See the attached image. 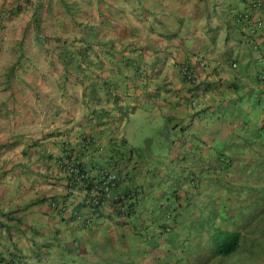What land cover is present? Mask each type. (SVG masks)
Returning <instances> with one entry per match:
<instances>
[{"label": "crops", "instance_id": "obj_1", "mask_svg": "<svg viewBox=\"0 0 264 264\" xmlns=\"http://www.w3.org/2000/svg\"><path fill=\"white\" fill-rule=\"evenodd\" d=\"M242 12L261 17L251 0H0V260L184 264L185 220L216 223L264 160V35L244 42ZM69 153L118 173L130 215L68 187Z\"/></svg>", "mask_w": 264, "mask_h": 264}, {"label": "rangeland", "instance_id": "obj_2", "mask_svg": "<svg viewBox=\"0 0 264 264\" xmlns=\"http://www.w3.org/2000/svg\"><path fill=\"white\" fill-rule=\"evenodd\" d=\"M158 133L152 131L137 129L132 135L137 139L142 141L138 143H144L146 136L148 138H154V142L157 141V137L161 135V132L166 129L165 125H161L156 128ZM151 142L148 143V145ZM157 146L162 147L158 143H153ZM157 157H163V155L157 154ZM252 162L248 169L244 171L245 175H251L255 177V180H251L254 186L249 185L251 182L248 181L247 184H243L239 187V191L243 194L247 193L248 198H243L237 201V205L232 210V221L230 225L236 223V230H240L241 243L237 251L231 253L228 256H219L217 254H212L216 250L217 245L222 244L223 239L232 234H225L219 232L218 223H213L212 225L208 222L202 221H192L185 220L187 227H185L182 232L190 235V233L195 236L198 235V242L204 241L207 235L201 231L200 228H205L211 225L210 230L207 232L208 237L205 239L204 244H197L195 240V245L190 250L186 251L184 255V264H264V160H255ZM240 196L232 198L235 201L239 199ZM221 208V207H220ZM236 209V210H235ZM235 210V211H234ZM198 230L200 232L198 233ZM204 231V230H203ZM210 241L207 244L208 240ZM204 245V247H203Z\"/></svg>", "mask_w": 264, "mask_h": 264}, {"label": "trees", "instance_id": "obj_3", "mask_svg": "<svg viewBox=\"0 0 264 264\" xmlns=\"http://www.w3.org/2000/svg\"><path fill=\"white\" fill-rule=\"evenodd\" d=\"M263 69H264V65H261L260 72L257 73V75H256V81L259 83H264V78L261 79L259 77L261 74L264 73ZM85 146L87 149L91 148V146H92L91 141L85 142ZM90 150L91 149H89V151ZM69 157H71L70 153L65 154L64 160H63L64 162L61 163L62 170L66 171L65 175H66L67 180H68V187L70 189L78 187L80 190L85 191L86 203H88L90 205H95V208L101 207V205L106 203L108 200V198L105 197L106 192L103 189L105 188V186H108V187L110 186L109 184L102 185L103 184V174L106 172V170L103 173H100V169H98L97 173L96 174L94 173V175L91 176V174L84 172L85 170L79 162L72 161V160L68 159ZM118 177L119 176H116L115 180L113 181L114 182L113 187H115V188H117L118 184H119V179H117ZM92 189L98 193V196H96L95 198L90 197ZM90 200L91 201H97V203L91 204ZM118 203H120L119 207H125V212H122V214L125 213V215H127V216L130 215V213L132 212V203H126L123 201L122 198H119L118 201L112 200L110 205H114V208L116 209L117 213H120L117 210V207H118L117 204ZM219 232L225 233L227 235L232 234V233L233 234L225 237L223 239L222 244L217 245L216 250H215V254H218L220 256H228L231 253L237 251V249L241 243L240 233L236 232V231L230 233L227 230L224 231L221 229H219ZM0 262H3V261L0 260Z\"/></svg>", "mask_w": 264, "mask_h": 264}, {"label": "built area", "instance_id": "obj_4", "mask_svg": "<svg viewBox=\"0 0 264 264\" xmlns=\"http://www.w3.org/2000/svg\"><path fill=\"white\" fill-rule=\"evenodd\" d=\"M251 6L257 9L261 13V17L250 14H240L237 16V22L244 25L245 41L254 50H258L259 44L264 35V21L262 17L264 16V0H251ZM264 65V64H263ZM264 72V69H263ZM261 79L264 78V73L259 76ZM116 176L108 173L103 174V184L110 186H105L104 190H109L114 186V180ZM93 197L95 198L97 192L92 189Z\"/></svg>", "mask_w": 264, "mask_h": 264}, {"label": "clouds", "instance_id": "obj_5", "mask_svg": "<svg viewBox=\"0 0 264 264\" xmlns=\"http://www.w3.org/2000/svg\"><path fill=\"white\" fill-rule=\"evenodd\" d=\"M252 7V6H251ZM253 8V7H252ZM254 9V8H253ZM241 14H250V15H253L252 13H250V12H242ZM243 40H244V42L246 43V41H245V32H244V34H243ZM247 44V43H246ZM248 45V44H247ZM249 46V45H248ZM260 48H261V42H260V44H259V47H258V50H255L256 52H258L259 50H260ZM254 50V49H253ZM261 60H263V58L261 57ZM185 74L186 75H188V76H190L191 78H192V76L189 74V71L187 70L186 72H185ZM192 105H193V107H197V104H196V102H193L192 103ZM88 141H91L90 139H88L86 142H88ZM91 143H92V141H91ZM91 145V144H90ZM92 146H93V144H92ZM253 162H256L255 160L253 161ZM106 170V172L105 173H108V174H112V175H114V176H118V173L117 172H115V171H110V170H107V169H102V168H100V173H103L104 171ZM63 172H65L66 173V171H63ZM253 177V176H252ZM248 178H249V175H248ZM117 179H119V181H120V177H118ZM256 179V178H255ZM255 182H257V180H255ZM251 185V184H250ZM251 186H254V184L252 183V185ZM116 188L115 187H113V188H111V189H109V190H104L105 192H106V195H105V197L106 198H108V200H107V202L106 203H104L103 205H106L108 202H109V204L112 202V200H117L118 201V199L120 198V197H117V196H113L112 195V192L115 190ZM94 195H93V193L91 192V196L90 197H93ZM96 196H98V193H97V195ZM85 198H86V194H85V197H84V202L86 203V201H85ZM94 198V197H93ZM243 198H248V195L247 196H245V197H243ZM123 199V198H122ZM242 199V197H240L239 199H237V200H235V202H234V204H230V206L228 207V208H224L225 209V212L224 213H221V214H219V213H216V217L219 219V220H217L216 221V223H218L219 224V226L220 227H218L219 229H221V230H227V231H232V232H241L240 230H236V226H238L236 223H234V225H230L229 223H230V221H232V210L234 209V207L237 205V201H240ZM229 200H231L230 198H229ZM124 201V200H123ZM232 201V200H231ZM90 202H91V204H96L97 203V201H91L90 200ZM125 202V201H124ZM88 206H90V207H93V208H95V205H90V204H88V203H86ZM118 205V207H117V210L120 212L119 214L120 215H122V212H125V207H119L120 206V203H118L117 204ZM102 206V205H101ZM113 207H114V205H112ZM236 210V209H235ZM234 210V211H235ZM125 214V213H124ZM220 217V218H219ZM211 225L213 224V223H210ZM211 225H209L208 227H207V229H205L204 227L201 229V231L202 232H204L206 235H207V237L209 236L208 235V231L210 230V227H211ZM204 230V231H203ZM165 232H169L170 231V227H166L165 228V230H164ZM199 232H200V230H199ZM206 237V238H207ZM205 238V239H206ZM205 239H204V241H205ZM204 241H202V242H197V244H204ZM207 241V244H209L210 243V241H209V239L208 240H206ZM203 247H204V245H203ZM212 254H215V251H213L212 252ZM218 255V254H217ZM220 256V255H219ZM221 257H223V256H221ZM0 264H5L4 262H0Z\"/></svg>", "mask_w": 264, "mask_h": 264}]
</instances>
